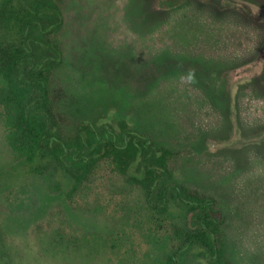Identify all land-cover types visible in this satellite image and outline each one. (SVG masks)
I'll list each match as a JSON object with an SVG mask.
<instances>
[{
    "label": "rangeland",
    "instance_id": "1",
    "mask_svg": "<svg viewBox=\"0 0 264 264\" xmlns=\"http://www.w3.org/2000/svg\"><path fill=\"white\" fill-rule=\"evenodd\" d=\"M51 1L62 16L49 30L59 130L124 120L168 148L173 178L216 200L226 264H264V0ZM17 9L0 0V68ZM1 74L0 264H160L182 211L150 209L106 163L71 188L22 162ZM180 260L210 264L196 251Z\"/></svg>",
    "mask_w": 264,
    "mask_h": 264
},
{
    "label": "trees",
    "instance_id": "2",
    "mask_svg": "<svg viewBox=\"0 0 264 264\" xmlns=\"http://www.w3.org/2000/svg\"><path fill=\"white\" fill-rule=\"evenodd\" d=\"M165 1L170 8L184 0ZM17 7V39L3 48L0 68L11 110L7 135L11 150L31 168L56 176L57 186L68 178L75 188L100 165H110L138 186L150 209L182 211L183 225L174 231L178 245L160 264H186L180 255L189 251L210 264H226L223 214L213 197L189 190L173 178L168 148L124 120H83L67 135L59 130L48 103V82L61 61V52L49 37L51 27L62 20L61 13L51 0H17Z\"/></svg>",
    "mask_w": 264,
    "mask_h": 264
}]
</instances>
